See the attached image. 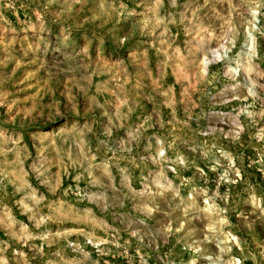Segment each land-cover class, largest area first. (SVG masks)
<instances>
[{"label":"rangeland","instance_id":"obj_1","mask_svg":"<svg viewBox=\"0 0 264 264\" xmlns=\"http://www.w3.org/2000/svg\"><path fill=\"white\" fill-rule=\"evenodd\" d=\"M0 264H264V0H0Z\"/></svg>","mask_w":264,"mask_h":264}]
</instances>
